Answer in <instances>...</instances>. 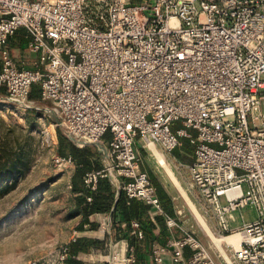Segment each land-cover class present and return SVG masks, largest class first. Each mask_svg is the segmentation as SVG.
I'll return each mask as SVG.
<instances>
[{"label":"built area","instance_id":"built-area-1","mask_svg":"<svg viewBox=\"0 0 264 264\" xmlns=\"http://www.w3.org/2000/svg\"><path fill=\"white\" fill-rule=\"evenodd\" d=\"M0 10L9 12L0 18V88L32 110L38 102L30 92L40 85L61 119L56 127L79 148L97 146L107 161L86 175V186L95 191L107 177L182 233L153 248L155 264L166 255L174 264H221L165 212L140 170L138 144L170 154L181 139L193 147L190 180L219 233L242 235L226 263L264 264V0H0ZM20 29L35 69L18 68L9 51ZM248 208L257 218L235 226L236 213ZM69 256L66 246L57 258L27 264H68ZM109 258L137 260L115 247Z\"/></svg>","mask_w":264,"mask_h":264},{"label":"rangeland","instance_id":"rangeland-1","mask_svg":"<svg viewBox=\"0 0 264 264\" xmlns=\"http://www.w3.org/2000/svg\"><path fill=\"white\" fill-rule=\"evenodd\" d=\"M34 107L25 110L10 100L6 90L0 91V264H27L57 258L79 232L81 215L72 191L75 164L59 156L52 103L42 98ZM261 114L264 115V105ZM59 128L68 137L65 128ZM103 140L108 142L109 134ZM181 142L170 154H162L159 149H142L138 144L140 170L165 186L181 224L192 230L221 264H227L234 245L222 242L220 248L214 238L232 234L219 233L212 213L192 186L188 165L192 161L193 147L186 139ZM156 155H161L171 165L181 186L172 183ZM97 159L104 167L107 165L104 155ZM242 218L252 222L257 218L255 210L248 208L236 213L235 226L242 225Z\"/></svg>","mask_w":264,"mask_h":264},{"label":"trees","instance_id":"trees-1","mask_svg":"<svg viewBox=\"0 0 264 264\" xmlns=\"http://www.w3.org/2000/svg\"><path fill=\"white\" fill-rule=\"evenodd\" d=\"M1 71L2 63L0 61V72ZM2 90L5 89L0 88V91ZM29 98L32 101H41L40 85H34L32 87ZM57 133L59 156L63 159H72L76 167L72 177V191L75 195L78 213L83 218L82 222L79 224V232L85 231V226H88L91 230H96L98 228V224L91 220L94 215L112 214L116 225L119 223H124L126 225V230L129 235L127 240L131 248L133 247L135 250L138 249L139 243L147 239L146 230L145 228L142 230L141 226L149 223L147 221L145 222L142 217L145 213L150 211V208L141 201L129 200L124 192H117L116 188L107 177L99 179L95 191L90 190L84 182L85 177L90 172H98L103 169V163L97 159V156L102 157L103 154L99 151V148L94 145H89L84 148L77 147L68 137L63 135L59 127H57ZM100 143L101 145H106L108 142L102 139ZM94 147L98 149L96 152L93 150ZM180 159L184 160L183 157H180ZM149 177L153 185L157 188L165 212L174 217V211L169 196L152 175ZM88 199H91V201H88ZM119 215L121 221H117ZM133 220L139 223L140 230L144 234L142 240L134 234L135 231L133 232ZM100 245H102L101 242L88 238H79L75 242H71L69 245L70 256L68 264H82L77 259V256L80 253H89L92 248L99 247ZM135 264H137V260Z\"/></svg>","mask_w":264,"mask_h":264},{"label":"crops","instance_id":"crops-1","mask_svg":"<svg viewBox=\"0 0 264 264\" xmlns=\"http://www.w3.org/2000/svg\"><path fill=\"white\" fill-rule=\"evenodd\" d=\"M8 15V11L0 10V18ZM29 42L30 38L25 29H20L17 34L9 41L8 48L18 68H36V57L28 50ZM193 161L194 155L190 164ZM160 185L172 202V198L169 192L165 189V186L162 183H160ZM174 217H176V213H174ZM142 219L145 220V222H149L148 224H143L141 226L142 230L144 228L146 230L147 239L143 242H140L138 249L135 250L133 247L131 248L129 241L127 240L129 235L124 223H119L116 225L114 222V216L112 214L94 215L91 220L98 224V228L96 230H91L88 226H85V231L79 232V238L96 240L101 242L102 245L92 248L89 253H80L77 256V259L82 264H108L110 260L109 256L113 247H115L121 250L122 256L128 254V252L132 250L136 255L137 264H155L152 259L153 248L155 246L164 245L171 238V236L176 238L181 237L182 233L178 230L171 232L166 226L164 219L161 217L153 219L150 211L145 213ZM82 220L83 218L81 216L78 223L80 224ZM117 221H121L120 215L117 217ZM134 224L138 225L139 230L140 226L139 223L133 220L132 228L133 232L135 231L134 234L137 236V229L135 228ZM190 257V251L186 250L185 258L189 259ZM164 264H174L171 255H166L164 257Z\"/></svg>","mask_w":264,"mask_h":264},{"label":"bare ground","instance_id":"bare-ground-1","mask_svg":"<svg viewBox=\"0 0 264 264\" xmlns=\"http://www.w3.org/2000/svg\"><path fill=\"white\" fill-rule=\"evenodd\" d=\"M157 156V155H156ZM159 158L158 164L165 170L167 175L171 178L172 183L176 186H181L180 181L178 180L177 176L172 170L171 165L166 161L164 157L161 155L157 156ZM181 190V189H180ZM191 203L190 199H188ZM187 201V200H186ZM196 214V213H195ZM199 216V215H197ZM201 222V221H200ZM214 238V237H213ZM217 245L221 248L222 242H227L228 244L234 245L236 248L239 247L241 241H242V235L239 233H234L232 236L228 237H221V238H214Z\"/></svg>","mask_w":264,"mask_h":264},{"label":"water","instance_id":"water-1","mask_svg":"<svg viewBox=\"0 0 264 264\" xmlns=\"http://www.w3.org/2000/svg\"><path fill=\"white\" fill-rule=\"evenodd\" d=\"M51 114L53 115V118L56 119V124H61V119L59 118L57 114H55L53 110H51ZM100 147L103 151L106 152V148L104 146L101 145Z\"/></svg>","mask_w":264,"mask_h":264}]
</instances>
